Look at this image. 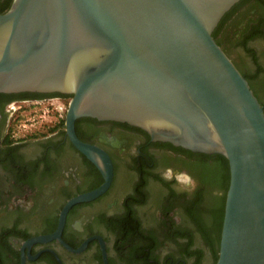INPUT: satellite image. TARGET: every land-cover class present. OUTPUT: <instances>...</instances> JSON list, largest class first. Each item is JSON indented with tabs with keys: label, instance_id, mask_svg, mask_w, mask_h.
I'll return each instance as SVG.
<instances>
[{
	"label": "water",
	"instance_id": "1",
	"mask_svg": "<svg viewBox=\"0 0 264 264\" xmlns=\"http://www.w3.org/2000/svg\"><path fill=\"white\" fill-rule=\"evenodd\" d=\"M242 0H13L0 13V93L68 96L66 132L102 172L110 156L76 135L80 118L127 123L154 141L222 155L230 185L216 264H264V107L214 37Z\"/></svg>",
	"mask_w": 264,
	"mask_h": 264
},
{
	"label": "flooded vegetation",
	"instance_id": "2",
	"mask_svg": "<svg viewBox=\"0 0 264 264\" xmlns=\"http://www.w3.org/2000/svg\"><path fill=\"white\" fill-rule=\"evenodd\" d=\"M229 26L231 34L223 31L217 42L232 60L229 47L236 42L252 47L258 58L252 69L264 93V0H246ZM60 97L0 93V264H210L192 215H214L224 195L208 173L215 159L116 121H76L79 140L110 156L113 181L67 212L61 237L69 248L55 238L37 240L57 232L69 202L105 181L66 125L45 122L35 110V103Z\"/></svg>",
	"mask_w": 264,
	"mask_h": 264
},
{
	"label": "trees",
	"instance_id": "3",
	"mask_svg": "<svg viewBox=\"0 0 264 264\" xmlns=\"http://www.w3.org/2000/svg\"><path fill=\"white\" fill-rule=\"evenodd\" d=\"M245 1L246 0H243L241 3H238L235 7H233V9L230 12H228L224 16V18L221 20L219 26L214 32L215 39L218 36L220 30L223 28V26L226 25L227 21L231 18L233 14L237 12V10ZM12 2L13 0H7L5 6L1 5L0 13L7 12L11 7ZM57 96H61L62 98H69L68 96H63V95H57ZM58 127L63 129L65 127V121L60 123ZM204 157H209V158L212 157L215 159L214 166L213 168L212 167L209 168L208 173L210 174L211 177H213L211 178L213 181H218L219 183H221V186H223L225 192L224 195L222 196V199H220L218 208L214 211L215 212L214 215H192V218L198 230L200 231L202 238H205L207 242L211 244V246L213 247L214 264H216L219 258L220 241H221V234H222L224 214H225L226 193L230 185V167L228 160L222 155L219 154L211 155V156L204 155ZM203 168H205L204 170H207L205 163H203ZM206 216L208 217L207 219H205Z\"/></svg>",
	"mask_w": 264,
	"mask_h": 264
},
{
	"label": "rangeland",
	"instance_id": "4",
	"mask_svg": "<svg viewBox=\"0 0 264 264\" xmlns=\"http://www.w3.org/2000/svg\"><path fill=\"white\" fill-rule=\"evenodd\" d=\"M229 20L227 21L226 25L223 26V28L220 30L218 35L222 36L223 31H226V33L231 34L233 27L231 28V26H229ZM229 53H230L231 57L233 58V60L238 64V66H240V68L243 69V71L245 72L244 74H246L252 80V82H254L256 90H259L261 92V90L258 86V83H257L258 70L256 69V71L253 72V69H252L256 66V62L258 60V58L255 55L252 47H247L245 45L244 41L236 42L235 44H233V46L229 47ZM261 97L264 100V93L263 92H261ZM44 120H45V122L46 121L49 122V118H45ZM219 187H221V186H219ZM219 187L215 191L214 197H216L218 190H220ZM202 242L204 244L203 245L204 250L206 251V253H208V261L210 264H213L214 263L213 247L211 246V244H209L207 242V240L205 238H202Z\"/></svg>",
	"mask_w": 264,
	"mask_h": 264
},
{
	"label": "built area",
	"instance_id": "5",
	"mask_svg": "<svg viewBox=\"0 0 264 264\" xmlns=\"http://www.w3.org/2000/svg\"><path fill=\"white\" fill-rule=\"evenodd\" d=\"M68 106L69 100L62 97L34 104L35 110L40 116L49 118V121L57 125L65 121Z\"/></svg>",
	"mask_w": 264,
	"mask_h": 264
}]
</instances>
